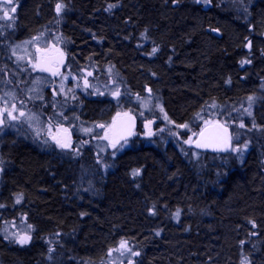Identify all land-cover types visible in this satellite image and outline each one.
<instances>
[{"label": "trees", "instance_id": "16d2710c", "mask_svg": "<svg viewBox=\"0 0 264 264\" xmlns=\"http://www.w3.org/2000/svg\"><path fill=\"white\" fill-rule=\"evenodd\" d=\"M16 1L20 39L52 26L71 65L111 67L131 93L159 96L175 124L212 102L237 104L264 90V0ZM260 98L239 165L218 169L204 152L195 166L169 145L128 149L91 197L77 193L68 167L6 143L0 202L19 197L14 212L33 232L24 245L0 235V264H98L121 241L139 253L135 264H264ZM87 107L102 120L100 103Z\"/></svg>", "mask_w": 264, "mask_h": 264}, {"label": "rangeland", "instance_id": "374dc122", "mask_svg": "<svg viewBox=\"0 0 264 264\" xmlns=\"http://www.w3.org/2000/svg\"><path fill=\"white\" fill-rule=\"evenodd\" d=\"M199 1L208 3L206 0ZM12 7L16 9V0H11L10 3L9 0H0V58L3 59L0 62V113H3L4 118V123L0 124V197L3 174L10 168L2 154L4 145L8 142L12 145L17 142L33 145L38 153L44 154L52 163L70 169L73 179L77 181V193L90 197L94 194V185L106 179L113 170L115 159L128 149H155L169 145L187 163L196 166L205 156L204 152L192 148V142L203 126L213 122L228 126L231 132V149L225 154H212L208 158L209 162L218 169L230 168L232 164L239 165L242 162L249 148L250 132L255 129L254 110L261 101L260 97L264 96L263 89L258 95L250 96L252 101L248 97L237 104L219 105L212 102L202 108L191 122L175 124L168 118L159 96L150 91H145L142 95L131 93L111 67H75L69 63L65 71L57 76V82L49 84L45 77L34 72V49L38 47L47 51L66 52L64 37L52 26H47L30 37L20 39L14 33L15 12L11 11ZM5 11H8L10 18H5ZM33 37L39 39L33 40ZM26 73L30 76H25ZM10 80L17 85L8 84ZM46 87L44 112L39 110L38 103L39 95ZM116 92H119L118 96H114ZM83 99H95L100 103L99 116L103 115L108 104L112 114L138 117L142 137L134 134L127 144L123 142L115 148L109 146V122L90 117L91 111L82 108ZM13 105L16 108L13 112L17 117L15 121L8 119L7 112L4 111L5 108L12 111ZM21 112L24 116L20 115ZM144 122L147 127L142 128ZM185 124L187 128L177 127ZM241 124L244 126L241 127ZM66 127L72 132L73 138L70 147L63 150L53 143L51 135L53 131ZM144 131H147L146 134ZM105 136L108 138L105 139ZM190 137L192 142L186 143ZM122 144L124 146L121 148ZM233 148L239 151H232ZM133 173L134 171L131 172L132 175ZM17 198H13L9 204L0 202L3 205L0 207V216H3L0 235L13 242H16L17 235L31 237L33 232V227H28L31 224L25 216L14 212L21 203V199L19 203L16 202ZM178 214L176 212V217ZM127 248L128 251L114 249L111 255L98 264H135L137 255L132 253L137 251L129 242Z\"/></svg>", "mask_w": 264, "mask_h": 264}, {"label": "water", "instance_id": "95a60500", "mask_svg": "<svg viewBox=\"0 0 264 264\" xmlns=\"http://www.w3.org/2000/svg\"><path fill=\"white\" fill-rule=\"evenodd\" d=\"M58 63V66L54 68V71L50 72L47 70L49 75H53V72L56 74L60 72L63 68V59L61 54L50 55L49 59L46 62L39 61L37 62V67L42 68L45 65L50 64L51 62ZM62 61V63H61ZM137 125V119L131 114H122L116 116L110 126V137L109 145L112 146V143H116V146L124 142L121 137H126L127 140L131 136L128 135V132L133 133L134 128ZM224 129H227L225 132ZM231 132L228 126L224 125L221 122H213L203 126L197 133L195 139L192 142V148L199 152H206L210 154H225L231 149ZM225 137L228 139L227 143L224 142ZM197 142L202 144H208V147H197ZM223 149V150H220Z\"/></svg>", "mask_w": 264, "mask_h": 264}, {"label": "flooded vegetation", "instance_id": "af4514ba", "mask_svg": "<svg viewBox=\"0 0 264 264\" xmlns=\"http://www.w3.org/2000/svg\"><path fill=\"white\" fill-rule=\"evenodd\" d=\"M38 49H39V51H38ZM34 53H35V64L34 65H36V67L34 68V72H36V73H38V74H41L43 77H45L47 80H48V82H49V84H52V83H55V82H57V76L58 75H60V74H62L64 71H65V69L68 67V64H69V55H68V53L67 52H59V51H47V50H45V49H42V48H38V47H36L35 49H34ZM54 54H61V56H62V59H63V68H62V70L60 71V72H58L56 75H49L48 73H47V70L48 71H50V72H52V71H54V68L55 67H57L58 66V63H56V62H51L50 64H48V65H45V66H43L42 68H38L37 67V62H38V60L39 61H42V62H46L48 59H49V56L50 55H54ZM1 55V54H0ZM0 62H3V59L2 58H0ZM2 65V64H1ZM42 69H47V70H42ZM25 76H30L29 74H25ZM46 82V81H45ZM12 84L13 86H16L17 85V83H14V82H12L11 80L8 82V84ZM2 86H3V84H2ZM50 87V86H49ZM47 88L48 87H46V89H44V92L43 93H45V95L42 93V94H40L39 95V103H38V107H39V110L40 111H44L45 112V104H46V92H47ZM55 90V89H54ZM51 92V91H50ZM55 96H57V95H55ZM91 101H96L95 99H83V109H86L87 110V104L89 103V102H91ZM107 106H108V108L105 110V112H103V115H102V120L105 122H109V128L107 129V131H108V133L110 132V126H111V124H112V121H113V119L116 117V116H118V115H115V114H112V112H111V107H110V105H108L107 104ZM38 109V108H37ZM44 114V113H43ZM136 119H137V125H136V127L134 128V130H133V133L134 134H136L137 136H139V138L140 137H142V135H141V133H140V119L138 118V117H136ZM145 127H147V124L144 122L143 123V125H142V128H145ZM141 128V129H142ZM145 132V134H146V132L147 131H144ZM133 134V135H134ZM133 135H131V137H130V139L132 138V136ZM51 137H52V140H53V143L54 144H56V142H55V140L53 139V137H56L57 139H60L62 142H70L71 140H72V138H73V134H72V132L70 131V129L69 128H59L58 130H55V131H53L52 132V135H51ZM109 137H110V133H109ZM129 139V140H130ZM128 141V140H127ZM108 142H109V140H108ZM17 143H21V144H24V145H27V146H29V147H33V145H30V144H27V143H22V142H17ZM17 143H15V144H17ZM123 143V142H122ZM121 144V143H120ZM14 145V144H13ZM110 146V145H109ZM34 148V147H33ZM35 149V148H34ZM36 150V149H35ZM64 150V149H63Z\"/></svg>", "mask_w": 264, "mask_h": 264}, {"label": "snow or ice", "instance_id": "6c2138e0", "mask_svg": "<svg viewBox=\"0 0 264 264\" xmlns=\"http://www.w3.org/2000/svg\"><path fill=\"white\" fill-rule=\"evenodd\" d=\"M10 2H11V0H9V3H10ZM173 2H175V0H173ZM197 2H199V0H197ZM206 2H207V0H206ZM112 7H115V5H109V9H111ZM64 8H65V5H64L63 3H57V4H56V13H57V15H60V13L63 11ZM106 10H108V9H106ZM11 11H12V12H15V7H12V8H11ZM4 16H5V18H10V17H9V13H8V11H5V12H4ZM41 35H42V34H41ZM37 39H39V37H33V40H37ZM250 45H251V42H249V45H248V46L250 47ZM38 51H39V49H38ZM155 51H156V49L154 48V49H153V52H155ZM249 62H250V61L245 60V61H242V64H243V63H249ZM61 63H62V61H61ZM33 67L35 68L36 65H33ZM42 70H47V69H42ZM53 75H56V73L53 72ZM118 95H119V92L114 93V96H118ZM252 99H253L252 97H249V101H252ZM15 110H16L15 105L12 106V111H8L7 108L4 109V111L7 112V118H8V119L13 120V121H15V120L17 119V117H16L15 115H13V112H14ZM161 111H163V109H161ZM246 111H247V110H246ZM248 114L251 115V112H248ZM20 115H21V116H24V113L21 112ZM165 119H167V116H165ZM3 123H4L3 113H0V124H3ZM240 126L243 127L244 125L241 124ZM100 127H104V126H103V125H100ZM177 127H180V128H187L188 126L185 124V125H177ZM224 131L226 132L227 129H224ZM133 134H134V133H132L131 131L128 132V135H129V136H131V135H133ZM149 135H151V133H149ZM104 138L107 139L108 137L105 136ZM53 139L55 140L57 146H58L59 148H61V149H67V148L70 147V142H62L60 139H57L56 137H53ZM121 139L124 140V144H127L128 141H127V138H126V137H121ZM228 139H230V138L225 137L224 142L227 143ZM185 142H186V143H191V142H192V141H191V137L189 138L188 141H185ZM123 146H124V145L122 144V145H121V148H122ZM196 146H197V147H208V146H210V145H208V144H202V143H200V142H197ZM112 147L115 148V147H116V143H112ZM245 147H246V145H245ZM220 150H223V149H220ZM232 151H239V150L233 148ZM133 174H134V175H138V174H139V170L134 171ZM16 202H17V203L20 202V198H19V197L17 198ZM0 207H3V205H0ZM28 227L31 228L32 226L29 225ZM253 227H255L254 224H253ZM157 235H159V233H157ZM5 238L7 239L8 237H5ZM30 239H31V237H30V236H27V235H23V236H21V235H17V236L15 237L16 243L21 244V245L27 244V243L29 242ZM121 249H123L124 251H128V250H129V249L127 248V241H121V242H120V245H119V248H118V249H115V250H116V251H120ZM50 251H51V249H50ZM112 251H113L112 249L109 250V255H111V252H112ZM132 254H133V255H139V253H132ZM121 255H123V252H121ZM130 264H131V262H130Z\"/></svg>", "mask_w": 264, "mask_h": 264}]
</instances>
